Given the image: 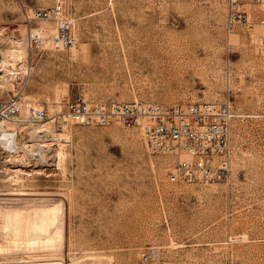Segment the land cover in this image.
Masks as SVG:
<instances>
[{"label":"rangeland","instance_id":"obj_1","mask_svg":"<svg viewBox=\"0 0 264 264\" xmlns=\"http://www.w3.org/2000/svg\"><path fill=\"white\" fill-rule=\"evenodd\" d=\"M56 1L0 0V102L17 98L22 120L18 157L0 142V197L23 188L22 209L59 205L48 236L60 230L50 248L33 250L0 237V264H264V8L246 7L248 21L229 33L226 0H63L76 54L31 50V36L56 35L50 16L37 18ZM228 96L229 165L207 185L171 183L176 159L153 152L135 130L54 120L79 97L171 106ZM30 108L47 118L32 122ZM60 145L65 172L56 165ZM17 165L46 171L21 175V187L10 180Z\"/></svg>","mask_w":264,"mask_h":264},{"label":"built area","instance_id":"obj_2","mask_svg":"<svg viewBox=\"0 0 264 264\" xmlns=\"http://www.w3.org/2000/svg\"><path fill=\"white\" fill-rule=\"evenodd\" d=\"M226 1L229 33L248 21L246 7L257 5L264 8V0ZM48 16L57 23L56 35L50 41L31 36L28 39L30 49L37 47V50L44 51L49 46L55 49L76 46L75 25L66 16L64 1L57 0L49 13H37L40 20ZM230 98L170 106L138 100L102 104L79 97L68 100L54 120L83 127L118 125L125 130H135L153 152L176 159V165L169 173L171 183L207 185L222 178L228 169L230 130L235 118ZM28 112V119L36 124L48 116L43 109L30 108ZM20 114L17 98L1 101L0 130L4 125L22 122Z\"/></svg>","mask_w":264,"mask_h":264},{"label":"bare ground","instance_id":"obj_3","mask_svg":"<svg viewBox=\"0 0 264 264\" xmlns=\"http://www.w3.org/2000/svg\"><path fill=\"white\" fill-rule=\"evenodd\" d=\"M72 50H73V53L75 55L76 54V48L74 47ZM12 59H13V62H17V61L21 62V58H18L17 56H12ZM13 66H15L14 63H13ZM22 68H24V65ZM50 123H52V122L50 121L47 124L41 125L40 126L41 130H39V131L42 132V131L46 130L47 128H50V125H51ZM54 123H55V121H54ZM15 125H19V124L13 123V124H7V125L2 126V128L0 130V142L4 148L8 149L9 156L18 157L17 144L15 141V133L17 132V129H16L17 126H15ZM63 125H64V123H63ZM52 127H54V126L52 125ZM63 128H64V126H63ZM57 129H59V128H56V130ZM47 131H48V129H47ZM50 131H52V130H50ZM51 133H53L52 135L54 136V132H51ZM55 134H57V133H55ZM67 134L66 133H60V134L58 133L57 136L59 138H66V140H69L68 139L69 135L67 136ZM30 146L32 147L33 145H31V144L27 145L26 148H30ZM44 146H45V144L42 147H44ZM28 150L29 149H27V151ZM27 153H29V152H27ZM42 157H43V159H45L46 156L42 155ZM66 159H67L66 151H65L64 147L62 145H60L58 152H57V155H56V160H57L56 165L58 166L59 170L61 169V171H63V172H65V170H66V168H65ZM23 163H24V161H23ZM45 163H46V161H45ZM45 163L43 162V164H45ZM9 170H11V171H9ZM9 170H6V171H9L10 174L12 173V176L10 177L11 182L14 185H19L21 187H22L21 175L25 176V175H30L31 173H34L37 175H42L46 171V169L35 168V167L32 169H27L26 167H23L21 165L14 166L13 169L10 168ZM10 190H11V188H10ZM16 191H19V193L17 192L18 194H12L15 197H0V237H4L7 240V243L9 244V246L11 245L10 248H12V249L17 248L20 245L27 246V248H32V250H33V248H37L40 246L48 247L51 243V239L60 237L58 235V231L60 232V230H57V231L55 230L56 232L53 234L54 235L53 238H50L48 236V233L50 232L49 231L50 227H53L57 223L56 222L57 221V211H58L59 205L58 206L52 205L50 207L48 206V207H45V209L44 208H38V209H36V211L25 210V209L21 208L22 206L20 204L23 201L28 200V198L25 199V198H22L20 196H26L28 194L23 193V191H24L23 188L20 190L18 188ZM9 192H11V191H9ZM5 195H9V194H5ZM33 196H35V195H33ZM59 202H60V200H59ZM24 204H25V202H24ZM60 207H61V205H60ZM59 211H60V209H59ZM57 227L60 228V226H57ZM2 240H3V238H2ZM53 246H55V245H53ZM49 248H50V246H49ZM34 250H37V249H34ZM33 262L34 261H32L31 263H33ZM46 262H48V260H46ZM50 263H44L43 261H40V262L37 261L36 264H50ZM56 263H57V261L55 262V264ZM93 263L91 261L90 264H93ZM97 263H99V262L97 261ZM53 264H54V262H53ZM79 264H81V263H79Z\"/></svg>","mask_w":264,"mask_h":264}]
</instances>
